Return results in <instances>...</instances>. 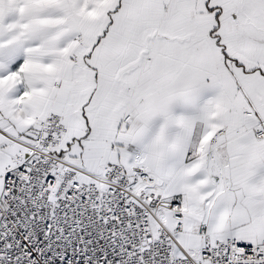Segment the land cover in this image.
Segmentation results:
<instances>
[{
    "label": "snow or ice",
    "instance_id": "snow-or-ice-1",
    "mask_svg": "<svg viewBox=\"0 0 264 264\" xmlns=\"http://www.w3.org/2000/svg\"><path fill=\"white\" fill-rule=\"evenodd\" d=\"M0 264H264V0H0Z\"/></svg>",
    "mask_w": 264,
    "mask_h": 264
}]
</instances>
